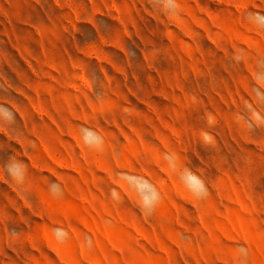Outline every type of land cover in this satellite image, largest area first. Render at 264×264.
Instances as JSON below:
<instances>
[{"label": "rangeland", "instance_id": "rangeland-1", "mask_svg": "<svg viewBox=\"0 0 264 264\" xmlns=\"http://www.w3.org/2000/svg\"><path fill=\"white\" fill-rule=\"evenodd\" d=\"M177 4L0 0V264H264V0Z\"/></svg>", "mask_w": 264, "mask_h": 264}, {"label": "clouds", "instance_id": "clouds-1", "mask_svg": "<svg viewBox=\"0 0 264 264\" xmlns=\"http://www.w3.org/2000/svg\"><path fill=\"white\" fill-rule=\"evenodd\" d=\"M178 4L177 0H168V13L175 14L177 12ZM249 20H253L262 27H264V14L262 13H249L248 15ZM0 114L4 115L5 117L9 118L10 120L15 119V114L12 112L11 108L7 107L6 105L0 104ZM248 127H252V122L246 121ZM85 141L88 142V138L90 136H95V133L85 132ZM207 136V133L205 134ZM102 138L96 136V140L100 141ZM165 159L168 160V154H165ZM175 169V164L172 165ZM4 172L6 176H8L11 180L17 183H23L26 169L23 166V163L16 159L15 157H10L7 162L4 164ZM139 179V178H137ZM181 179L189 190V192L197 197L203 198L207 195V188L204 184V181L197 176L195 173L191 172V170L184 169L183 173L181 174ZM137 191L140 195L141 207L143 210H148L151 212L156 204L160 200V193L157 191L154 185L150 184L147 181H144L142 185H137ZM50 188L52 190H57L59 185H51ZM147 193V195H145ZM64 236L67 235L63 229H55L54 234L58 237L60 234ZM240 252L245 254V249L241 248Z\"/></svg>", "mask_w": 264, "mask_h": 264}, {"label": "bare ground", "instance_id": "bare-ground-1", "mask_svg": "<svg viewBox=\"0 0 264 264\" xmlns=\"http://www.w3.org/2000/svg\"><path fill=\"white\" fill-rule=\"evenodd\" d=\"M109 112V111H108ZM112 112V111H111ZM108 142V141H107ZM106 150H108V149H106ZM127 151V150H126ZM53 163L54 164H60L59 162H57V161H53ZM49 171H51L52 173H53V170L52 169H49ZM53 174H55V173H53ZM111 181H112V178H111ZM113 182V181H112ZM78 185V184H77ZM80 186V185H79ZM65 189H66V187H65ZM57 193V192H56ZM60 194V193H59ZM68 194V193H67ZM57 195V194H56ZM47 196H49V195H47ZM46 196V197H47ZM51 196V195H50ZM68 196V195H67ZM38 197V196H37ZM45 197V198H46ZM41 198V197H40ZM95 200V199H94ZM64 210L66 211V210H71V206H66V207H64ZM63 215V214H62ZM121 218V217H120ZM121 222V221H120ZM122 223V222H121ZM79 245V244H78ZM56 252L58 251V249H56L55 250ZM63 253V252H62ZM70 254V256H72V253H69ZM65 255V254H64ZM93 264H98V263H96V262H93Z\"/></svg>", "mask_w": 264, "mask_h": 264}]
</instances>
